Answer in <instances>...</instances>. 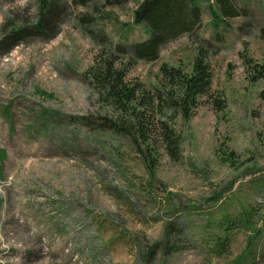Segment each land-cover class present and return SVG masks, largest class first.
<instances>
[{"label":"rangeland","instance_id":"obj_1","mask_svg":"<svg viewBox=\"0 0 264 264\" xmlns=\"http://www.w3.org/2000/svg\"><path fill=\"white\" fill-rule=\"evenodd\" d=\"M63 1L56 38L0 47V264H264V79L253 83L245 63L264 65V0H232L240 16L220 22L202 2L200 28L158 60L118 62L151 90L162 65L191 74L210 51L209 93L189 123L174 122L178 162L158 137L140 154L106 131L115 113L84 83L102 52L90 32L124 47L149 40L134 23L142 0ZM37 14L38 0H0V41ZM225 220L237 226L221 256L210 236ZM168 228L174 254L156 247Z\"/></svg>","mask_w":264,"mask_h":264},{"label":"trees","instance_id":"obj_2","mask_svg":"<svg viewBox=\"0 0 264 264\" xmlns=\"http://www.w3.org/2000/svg\"><path fill=\"white\" fill-rule=\"evenodd\" d=\"M72 1L76 6L85 7L101 0ZM202 2L208 4L209 12L212 9L216 22L240 16L232 0H142L134 13V23L148 29L149 40L124 47L115 45L105 32H100L98 36L90 32L89 36L98 43L102 52L94 66L83 75L84 83L94 91L98 100L106 107L110 106L115 113L112 119L104 118V129L115 136L129 138L140 154L146 149L150 150L151 143L158 137L172 161L181 159L182 140L174 122L180 116L186 124L189 123L201 106V99L209 93L212 85V70L208 63L210 51L204 47L199 49L191 74L180 68L162 65V82L151 90L144 89L139 83H128L126 71L119 67L118 62L123 56L129 57L133 63L158 60L162 48L169 42L191 35L200 28ZM38 5L36 23L17 27L0 41L4 51L11 52L27 40L50 41L58 36L60 26L70 11V4L63 0H38ZM216 22L214 24L218 26ZM203 42L210 46V41ZM245 63L253 73V83L264 79V65L253 66L249 59ZM261 98L264 99V91ZM217 109H222V103H217ZM147 167L152 172L149 161ZM248 215L250 213L240 222L250 227L252 224ZM228 220L216 227L220 228L221 233L210 236L213 250L221 256L227 253L230 236L237 226L236 221ZM207 226L210 230L213 223ZM172 230L168 228L166 240L156 245L167 254L178 252L175 249L177 244L171 240ZM237 264L243 263L237 261Z\"/></svg>","mask_w":264,"mask_h":264}]
</instances>
